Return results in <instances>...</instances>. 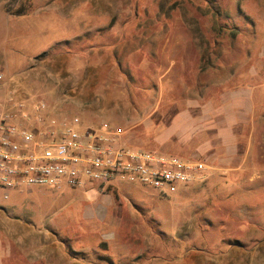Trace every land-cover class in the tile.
I'll return each instance as SVG.
<instances>
[{"label":"rangeland","instance_id":"1","mask_svg":"<svg viewBox=\"0 0 264 264\" xmlns=\"http://www.w3.org/2000/svg\"><path fill=\"white\" fill-rule=\"evenodd\" d=\"M0 19V96L24 124L120 130L126 146L189 160L154 147L177 111L250 95L237 151L216 146L178 192L0 187V209L35 232L5 264H264V0H5Z\"/></svg>","mask_w":264,"mask_h":264},{"label":"built area","instance_id":"2","mask_svg":"<svg viewBox=\"0 0 264 264\" xmlns=\"http://www.w3.org/2000/svg\"><path fill=\"white\" fill-rule=\"evenodd\" d=\"M14 101L12 96H0V187L6 198L12 190L32 186L142 185L161 194L175 193L206 176L204 161L126 146L120 130L80 131L67 121L53 119L42 127L24 124L31 117Z\"/></svg>","mask_w":264,"mask_h":264},{"label":"crops","instance_id":"3","mask_svg":"<svg viewBox=\"0 0 264 264\" xmlns=\"http://www.w3.org/2000/svg\"><path fill=\"white\" fill-rule=\"evenodd\" d=\"M2 1L5 0H0V8ZM243 89L224 90L215 100L201 99L196 104L190 103L187 109L177 111L172 122L160 131L154 147L179 144L190 149L188 158L193 159L189 160H204L210 167L209 161L216 156L213 153L216 146L217 150L225 149L234 154L238 141L235 127L246 121L250 112V95ZM195 108L199 111L195 112ZM221 159L218 157L219 162L225 160ZM17 191L20 190L10 192ZM13 213L11 208L0 209V264H5L4 255L8 248L14 253L21 251L25 236L35 233L32 225H24L22 219ZM35 235L38 236V232Z\"/></svg>","mask_w":264,"mask_h":264},{"label":"trees","instance_id":"4","mask_svg":"<svg viewBox=\"0 0 264 264\" xmlns=\"http://www.w3.org/2000/svg\"><path fill=\"white\" fill-rule=\"evenodd\" d=\"M210 66H211V64H203V65H202V69L205 70V69H207V68L210 67Z\"/></svg>","mask_w":264,"mask_h":264}]
</instances>
